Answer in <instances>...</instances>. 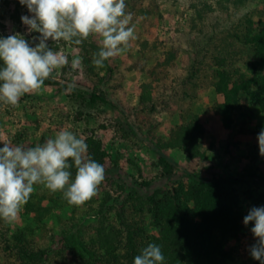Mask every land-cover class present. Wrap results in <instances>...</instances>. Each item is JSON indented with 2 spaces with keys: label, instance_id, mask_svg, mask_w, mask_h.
Returning <instances> with one entry per match:
<instances>
[{
  "label": "rangeland",
  "instance_id": "1",
  "mask_svg": "<svg viewBox=\"0 0 264 264\" xmlns=\"http://www.w3.org/2000/svg\"><path fill=\"white\" fill-rule=\"evenodd\" d=\"M125 3L135 25L125 53L98 69L100 37L81 45L49 40L69 60L47 79L56 84L25 94L16 107L0 103V147H34L67 129L105 168L98 194L80 207L34 185L17 220L0 219V264H134L152 243L163 264H261L250 254L254 222L244 218L264 207V0ZM25 15L32 16L19 0H0V38L20 33L35 46L40 34L28 33ZM74 57L82 58L76 69ZM83 88L103 92L114 106L91 101ZM160 151L178 166L171 174ZM247 172L262 180L207 189L184 176ZM197 202L204 219L193 215ZM176 206H186L187 229L203 235L208 250L187 240Z\"/></svg>",
  "mask_w": 264,
  "mask_h": 264
},
{
  "label": "clouds",
  "instance_id": "2",
  "mask_svg": "<svg viewBox=\"0 0 264 264\" xmlns=\"http://www.w3.org/2000/svg\"><path fill=\"white\" fill-rule=\"evenodd\" d=\"M31 17L21 16L28 33L37 32L39 40L30 46L20 33L0 38V103L18 106L25 94L40 92L45 80L69 65L63 51H54L48 41L81 45L90 36L100 37V48L93 54V65L100 69L105 61L125 53L135 39L132 13L125 0H19ZM131 25V26H130ZM81 57L71 60L78 68ZM69 83L67 91L75 89ZM0 147V219L17 220L28 202L34 185L51 193L60 192L71 206L80 207L94 198L105 180V168L87 155V144L71 130L58 131L54 138L34 147L14 146L3 142ZM259 153L264 156V131L258 135ZM75 168L74 179L71 169ZM254 222L251 232L257 243L251 256L264 264V207L252 208L244 224ZM161 247L152 243L135 256L134 264H163Z\"/></svg>",
  "mask_w": 264,
  "mask_h": 264
},
{
  "label": "trees",
  "instance_id": "3",
  "mask_svg": "<svg viewBox=\"0 0 264 264\" xmlns=\"http://www.w3.org/2000/svg\"><path fill=\"white\" fill-rule=\"evenodd\" d=\"M45 84L53 85L56 83L52 80H45ZM81 90L84 92H87L91 101H100L102 103H106V104H109L111 106H114L113 103L107 98V96L103 92H99V91H96L95 89H89V88H83ZM158 161L165 168L166 174H171L173 170L178 168L176 162L168 154H166L162 151L158 152ZM184 176L192 184L197 185L201 188L204 187L207 189L213 188V187L218 186V185H225V184L236 185V184H240V183H244V182H248V181L259 182L262 180L260 175L256 174L255 172H247V173H243L239 176H232V177H225V178L214 177L211 179L203 178L200 175L194 174V173H186ZM157 193H162V192L158 191ZM170 198H172V197H170ZM173 200H175V198ZM170 202L171 201L168 200V202L165 203L164 207L169 205ZM199 204L197 202V206L194 208L195 214H193V215L194 216H196V215L201 216L204 219V211L200 208ZM208 204H211V203H208ZM211 206H212V208H215L213 204ZM160 208H161L160 205L156 204L154 206V209L157 212L161 211ZM185 208H186V206H176L175 207V209H174L175 210V216H174L175 222L180 225V229H181V226H182V228L185 227L186 230L184 229L182 232L185 231V233H186L185 235H187V237H186L187 240L196 239L199 244L202 245V243H203V245H204V246L202 245L203 250H208L209 247L204 243L205 237L202 235V238H200V236L195 235V233L192 230L187 229L186 224L189 221H188V218L186 219V214L184 213L186 210ZM169 209H170V206H169ZM192 224H194V223H192ZM196 226L197 227H196L195 231H197L201 228L200 227L201 224L199 225V223L196 224ZM206 230L209 231V228L206 229V227H205V231ZM208 234H209V232H208ZM207 237H209V235H207Z\"/></svg>",
  "mask_w": 264,
  "mask_h": 264
}]
</instances>
